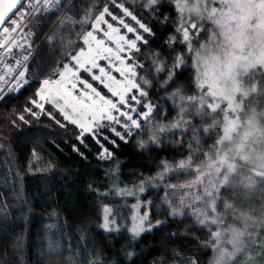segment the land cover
<instances>
[{
  "label": "snow or ice",
  "instance_id": "6c2138e0",
  "mask_svg": "<svg viewBox=\"0 0 264 264\" xmlns=\"http://www.w3.org/2000/svg\"><path fill=\"white\" fill-rule=\"evenodd\" d=\"M23 91L0 140L30 145L27 172L67 175L49 151L62 144L102 170L86 186L95 220L75 243L49 224L44 264H136V245L157 233L151 264H202L209 251L206 264H264V0H0V100ZM132 141L140 155L166 142L174 155L129 184L118 150ZM13 167L4 220L10 205L31 210Z\"/></svg>",
  "mask_w": 264,
  "mask_h": 264
},
{
  "label": "trees",
  "instance_id": "16d2710c",
  "mask_svg": "<svg viewBox=\"0 0 264 264\" xmlns=\"http://www.w3.org/2000/svg\"><path fill=\"white\" fill-rule=\"evenodd\" d=\"M131 2L132 0H128V3ZM33 71H35V66H33ZM29 94V91H23L19 96L13 93L7 99L0 100V116L10 111L12 107L22 105L25 97ZM9 143L15 148L17 156L15 167L8 163L10 158L7 156V145ZM0 144L5 145L0 148V189L7 191L3 183V177L9 175L8 168L13 167L14 174L16 167H18L21 172L22 192L31 204L30 211L27 210V206L10 205V211L13 213L12 218L10 220L0 219V259L4 261V264H44L48 259L49 224L64 225L63 231L68 233L72 242L75 243L79 223L89 219L95 220L98 210L97 200L94 194L88 192L86 186L93 177H102V170L87 161L80 160L71 152L70 148L62 144L59 150L53 147L49 151L61 162L57 171L66 172L67 175L46 176L45 179H51V184L43 183L39 176L27 172L26 157L30 145L25 143L22 137L12 141L0 140ZM134 144L135 141L128 145L121 144L118 150L121 159L125 161V166L122 169V179L129 184L134 182L129 173L134 170L148 172L153 157L159 156L171 159L174 155L171 145L167 142L163 151L144 153L143 155L139 154ZM89 159H94V157L90 156ZM9 179H12V177L10 176ZM10 187L11 185H9ZM38 188H47L48 191L45 195H51L52 200L34 201L32 198ZM58 190L60 198L57 202L55 194ZM0 199H3V197H0ZM8 199L14 204L15 196L9 195ZM115 199L120 200L121 198L115 197ZM128 199L131 201L132 198ZM53 205L62 209L58 221L52 216ZM19 207H25L23 214L20 213ZM173 227L177 226L173 225ZM17 236L21 237L19 242L16 240ZM97 239L104 242L105 245L108 243L103 236H97ZM161 239L162 235L157 233L155 236L147 235L141 240L136 245L138 252V256L134 258L136 264H151L153 258L158 254L157 245ZM184 242L182 238L180 243L183 244ZM116 246L119 247V243ZM5 252H7V256H5ZM210 254L209 251L201 255L202 264H206L207 257Z\"/></svg>",
  "mask_w": 264,
  "mask_h": 264
},
{
  "label": "built area",
  "instance_id": "2783aa9c",
  "mask_svg": "<svg viewBox=\"0 0 264 264\" xmlns=\"http://www.w3.org/2000/svg\"><path fill=\"white\" fill-rule=\"evenodd\" d=\"M17 51H19V50H17Z\"/></svg>",
  "mask_w": 264,
  "mask_h": 264
}]
</instances>
